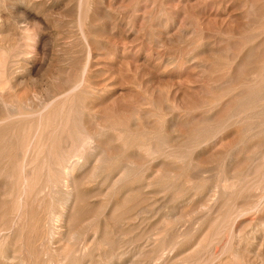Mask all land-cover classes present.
Segmentation results:
<instances>
[{"label": "rangeland", "instance_id": "1", "mask_svg": "<svg viewBox=\"0 0 264 264\" xmlns=\"http://www.w3.org/2000/svg\"><path fill=\"white\" fill-rule=\"evenodd\" d=\"M32 1L34 5L30 7L23 5V4H19V5L15 4V5H12V8H10L11 6L10 5L6 7L4 10L0 9V21H2L4 25V28L2 31V33L4 32L3 34H5L7 30H9L8 28H10V30L11 28L13 29L15 28L16 21L14 20H17V18H18L17 21L21 19H22L21 20L22 22L23 20L25 21L27 20V22H23V23L21 21L20 22L24 25H26L25 23L29 25L31 24L30 28H32L33 24H37L39 26L40 35L39 36L36 35L37 42L35 44L36 46L35 51L38 55V58L35 61H33L34 63V64L32 63L33 65L31 64L30 66L31 69L29 72L31 73V76L37 82L35 83L33 89L31 90L37 89V91H43L47 89V90L52 91V89H55V88L61 89L59 86L67 78H72L74 76L73 74H76L75 71H73L74 68L71 64L72 60L69 61L68 59L70 56H72L74 57L73 59L75 60L74 64L76 68H78L77 72L81 75L80 78H82L81 79L82 81L80 80L81 89H98L101 91L98 94L100 98L93 99L94 105L97 103V106L99 109L98 108L96 109L99 112L101 111L104 114H110V115L113 114L115 116V113L119 109L136 106L137 104L135 103H137L138 101L139 90L142 89L145 91V89H147L146 96L148 97V100L150 102L153 103L154 101V104H156V110L159 111L160 117L163 121L160 124L158 131L161 132L165 130L166 115L170 116L171 114V117L174 115L175 128L177 130L176 133L180 139L179 141L176 142V147H177V144L179 143L178 149H181L182 153L183 151H185L183 154L185 155V157L186 156L187 157L183 161H177V163L179 162L180 165L175 163L177 165L176 166L174 164L173 169L175 172L174 171L173 172L174 174H176V179L174 181V186H173L174 189L172 190L170 196L168 194V198L165 199L167 195L165 196L163 195V193L158 195V200L159 201L161 200V202L158 201L157 208L159 209L161 208V209L160 211L158 209L159 215H157V218L155 220H147L144 223H142L140 227H136V228L126 227L122 223V221H120L125 215V207H126L125 205L131 204L132 202H134L132 200L135 199L136 194H133L132 198L128 197L126 199L127 203L125 202V200L120 201L118 204V207L114 205L112 209L110 210L107 209L105 211V214H104V211L103 213L102 211L98 213L99 215H97V217L92 221V224L94 225V227L99 229L97 234L94 236L93 233L87 229L88 227L86 226L87 224L85 225L83 222V219L86 218V214L83 215L85 213L84 212L85 204L82 202L79 203V199H78L77 200L78 205L77 203L75 204V206L77 205L75 207L76 209L74 211H70V215L72 217L69 215V218H71L72 221L70 220L71 222L68 224V227L69 225L72 224L71 225L72 231L69 232V235L68 233L67 235H65L66 237H64V239L67 238L68 240L66 241L64 240L63 244H65L66 242L67 245L65 244L64 248L59 251L60 254L58 252L57 253L54 252L55 254L52 253L50 256L52 257V260L49 259V255L47 252L48 250L45 247V245L43 246V248L41 247L42 245H38L37 239L34 238L35 236L32 235V233H30L29 229L25 228L23 232L21 233L16 232L15 235L14 234L11 235L12 237L10 236L9 241L7 242L2 241L0 243V264H24V263L25 264H52V263L59 264L58 259H61L62 256L68 257V259L66 258L65 260L64 258H62L65 261L61 264H64V263L65 264H106V263L107 264H131V263H128L130 262V260L137 262V264H149V261L155 257V250L157 247L156 243L152 244L154 243L153 240L149 242V239H148L149 236H153L154 233L155 235L153 237H156L157 235L161 237L162 233H163L162 236L165 237V233H166L167 237H165V241H164L166 244H168V242H170V240H172L173 237L176 234L180 233L181 231H184V232L186 231L188 233L186 237L187 240H190L196 237V235L199 234L201 231L202 233H206L205 228L207 227V230L209 229L208 224H210V220L214 218L215 216V214L213 215L214 212L207 213V211H209L208 209H210L211 206H213L212 204H214V202H211V201H215L212 198L217 197V195L213 196V193L214 194L218 193L219 195V192H221V188L227 182V179H230V181H232V177L236 176V175H233L234 173L239 174V173H242L241 171L246 172L248 169H250V166H251V170L253 169L254 171V169L258 167V165H260L261 163V161L253 160L255 157L253 155L256 154V153L253 154V152H255L253 148L255 149L256 147V151L264 150V144H263L264 143V131H263L264 130V103L260 101L262 100L264 102V100L262 99L264 98V95H263L264 92H262L264 91V78H262L264 77V18H263L264 17V9H263L264 0H140V2H138L139 4L137 5H134L136 4V2L134 3L133 0H99V1L84 0V5L81 9L74 6V5L78 6L77 1L79 0L77 1L76 0L74 1L73 0H59L55 2L56 4L54 3V0H49L51 2H49L48 0L47 1L45 0L43 5H39V4H42L40 0L38 1L32 0ZM86 1L88 2L86 3ZM141 1L144 3H142ZM146 2H147V5H146ZM248 2H251V3H248ZM162 3L165 6H163ZM248 6H251V8H249ZM15 8L17 9L15 10ZM136 10H138L137 13L139 15H137ZM251 10H254L255 12L254 11L252 12ZM142 11L146 13L145 15L148 16L149 19L148 17L143 16ZM105 12L106 13L108 12V15L105 14ZM258 13H260L261 15L263 14L262 17ZM19 17L21 18L19 19ZM141 17H143V19ZM144 18L146 19L144 20ZM159 18H161L162 20ZM168 18H170L171 20H169ZM9 19L11 20L9 21ZM158 19L160 20L161 23L158 22ZM4 22L6 23L4 24ZM166 22L168 23V25H166L165 27L164 25L167 24ZM21 23L18 25H21ZM24 25H21V26H24ZM76 27H77V30H75ZM30 33H33V30ZM179 34L180 36L182 35L181 37H184L183 34H185V37L181 38L178 36ZM253 34L255 35L254 36L255 38L253 37ZM243 35H246V36L250 35V36L249 37L247 36L246 38ZM251 37H253L254 39ZM75 39L76 41H74ZM156 41L159 42V44ZM243 41L245 45L243 44ZM196 43L199 45H197ZM72 51H75V52L73 53ZM189 51L190 53H188ZM87 53L88 54L90 53L89 58H88ZM227 53L229 56H232L233 53H234L233 55L239 54L238 56L236 55L237 56L236 61L235 63H233L234 67H232L233 69L232 68L230 69V65L229 67L228 65H223V64H231L232 66L231 60L227 58L228 57ZM190 57L196 58V59H193L191 63L189 60ZM223 57H225L226 59ZM226 60H227V63H226ZM236 63L239 66H237ZM241 63L242 65H240ZM81 64H84V65H81ZM224 66H227V68ZM84 67L87 68L86 72H84ZM222 67L223 69H221ZM236 67L238 69H236ZM224 68L225 70L227 69L228 72L227 70L225 72ZM216 69L218 73H216L215 71ZM68 76H71V77H68ZM56 77L57 78L60 77V78L57 79ZM226 77H228L229 80L226 79ZM225 80L226 81L228 80L229 82L225 83ZM222 83L223 84L225 83L226 85H223ZM227 83L229 84L227 85ZM261 85L262 87H260ZM214 86L215 88H213ZM248 86H249V89H248ZM18 89L19 90H18L17 95H19L20 97L25 91V87L22 86V87H19ZM149 90L151 91L149 92ZM167 95H168V101H170L172 108H173L172 109L173 111L171 110L172 112H170L169 114L166 113L164 109V104L166 102L165 97ZM200 99H202V101ZM163 100H164V103H162ZM248 100L250 102H248ZM243 104L245 106H243ZM240 106H242L243 109H241L242 107ZM153 108L155 110V107ZM232 112L234 113L237 112L238 116L236 117L237 114L234 115V120L232 118L231 122H227L226 120L229 118L228 114L230 115V113ZM205 117H207V119ZM258 118H259V121H257ZM145 119L144 121H148L147 117ZM176 119H178L179 121ZM87 120H88L87 116H84L82 118V122L87 121ZM224 120L227 122L225 125H224V122H225ZM179 125L181 126V128ZM247 127L250 129H253L254 127L253 133L254 132L257 133L253 137L254 140L251 139V141L253 142L250 141V143L248 142V138H247L249 137L247 135V132H248L246 130L248 129ZM244 129L246 131H244ZM243 132H246V134ZM260 132H262V134ZM200 136L201 138L199 139ZM242 137L244 138V140ZM195 139L197 141L199 139L200 142L202 141V139L203 140L206 139V141L205 140L204 142L202 141L201 142L202 144L200 143L198 144L199 146L198 149H195V150L193 149L194 150L193 152L188 153L185 148L188 145L189 141L192 142V140L195 141ZM238 140L240 144L238 143ZM208 143L210 144L208 145ZM243 143L244 144L247 143L249 145L244 146ZM198 146L196 145V148ZM239 146L240 148L237 149ZM250 149L252 150L250 151ZM105 150H106L105 151L106 157L113 156L114 149L105 147ZM197 150L198 152H196ZM247 150H249V152ZM229 151H231V154ZM236 155L238 156L235 159L234 157ZM232 156L234 157L232 158ZM124 161H126V159ZM244 162L247 164H244ZM163 164L165 165L162 166ZM161 166H162L161 169L164 170L163 172H165L166 169L164 168H166L168 165L162 162ZM181 166L183 167V169ZM167 168H169V166ZM231 174H232V177H231ZM182 181L183 182L185 181V182L183 183ZM188 184L190 185V187ZM80 185L81 184L78 183L77 187ZM198 185L201 188L197 187ZM195 187L199 188L200 190H194ZM188 188H189V191L187 190ZM183 190L186 191V195L190 192L187 197L185 196V198L183 197V195H185V192ZM173 194H176V195H173ZM171 195L173 197L179 195V197H177L178 199H176V197L175 198L172 197L173 199H175L173 201V199H170ZM209 196H212L211 199ZM163 197H164L165 202L162 201ZM191 197L193 198L191 199ZM136 198H141V200L143 199V201L145 202V204H143L144 206L149 204L148 196L144 195V193L137 195ZM169 199L170 201L171 200L172 201L171 202L168 201L170 203L167 204V200ZM190 201L192 203H190ZM178 204H179L180 210L177 207L175 208L173 207L175 205L177 206ZM121 205L123 206L121 207ZM28 206L30 208L37 207L36 204H33V205L29 204ZM170 206L173 207V210L175 212L176 211H178L179 213L181 211L183 212L180 214L176 212V215H175V213L172 212L173 211L172 207ZM205 206L207 207V210ZM170 208L172 211L170 210ZM81 211L83 214L80 213ZM162 212L164 215H161ZM91 214H95V213L91 212ZM165 214H168L169 216ZM171 214H173V216L179 215V217L182 215V217L178 218V221H176L175 223L172 221L168 222V217L172 216ZM163 216L164 217L167 216L165 217V219L167 218L165 221H167L166 223L168 225L170 223V226H166L167 224L165 223ZM258 217H259L258 214L250 213L249 215H247L245 220L243 219L242 221V219H240L239 223H241V225L245 223L242 226L244 227V229L245 228L248 229L249 227L247 226H249L248 225L250 223L249 221H251V223H257L259 219ZM25 218L27 217H22L20 218V220L18 219V222L21 223L22 221L25 220ZM170 218H173V217H170ZM81 219L82 221L80 223ZM158 219L160 221L162 220V222L160 223ZM238 224L237 226L235 225L236 227L234 229L239 227ZM98 225L100 226V228L98 227ZM162 226L166 227L165 230L163 231L161 229L163 228ZM195 228L198 230L196 231ZM132 229L134 230V233ZM135 229H139L138 232L137 230L135 231ZM104 230L106 231L103 232ZM141 230H143V232ZM151 230L153 233H151ZM121 231H124V232H121ZM130 231H132L131 233L133 235L130 233ZM73 232L76 235L75 234L73 235L72 234ZM227 232L229 234L230 228L228 229ZM125 233L126 234L129 233V235L128 234L126 235ZM202 233H200V235H203ZM121 234H123L125 238ZM228 234L219 236V239L217 238L215 240L217 242L214 241L212 245L208 246V242H207V244H205V246L206 245L207 246L200 247L201 250L198 249V252H196L197 250L192 252V249L188 248L187 246L186 247L180 246L176 248L177 249L176 253L178 257L181 258L182 260L180 259L179 262H176L174 264H188L192 260L198 259L199 257L208 256L211 251L214 252L216 250L220 252L222 244L224 243L222 241L225 238L226 239L229 238ZM163 237H161V239H164ZM199 237L200 239L202 238V236H199ZM92 239L94 240L93 242L90 241ZM98 239L101 241L99 242ZM102 239L104 240V243H102L103 242ZM76 241L78 245L74 246ZM146 241H148L147 242L148 244L146 243ZM159 242H163V241L160 240ZM68 243H71V244H68ZM143 243H145V246H143L144 249H140L142 248L140 246ZM79 244H82L80 245L81 248H78L80 247ZM84 244L85 246L89 247L90 252L88 250L86 253L84 252L86 251L85 250L86 247H84ZM71 245H73V247ZM70 249H71V252H69ZM189 249L191 252H189ZM66 250L67 252H65ZM76 250L78 251L77 255L75 253L77 252ZM169 250L170 249H167L166 251L170 253L171 251ZM65 253H68V254H65ZM113 254H118L119 258H115V260L112 261L111 256ZM11 255L13 257L12 259L10 258ZM69 256L72 258H70ZM133 256H136L135 257L136 259ZM187 257H188V260H187ZM6 258H8V260L10 258V260L8 261ZM251 260H253V258L249 259L247 264H254ZM71 261L72 263H70Z\"/></svg>", "mask_w": 264, "mask_h": 264}, {"label": "bare ground", "instance_id": "2", "mask_svg": "<svg viewBox=\"0 0 264 264\" xmlns=\"http://www.w3.org/2000/svg\"><path fill=\"white\" fill-rule=\"evenodd\" d=\"M57 1H59V0H54V3ZM94 1H96V0H94ZM97 1H99V0H97ZM40 2L42 4H39V5H43L45 0H40ZM49 2H51V1H49ZM49 2H47V3H49ZM77 2H78V6L77 5H74V6L81 9L84 5V0H79ZM87 2L88 1H86V3ZM133 2L134 3L136 2V4H134V5H137V4H139L138 2H140V0L139 1L133 0ZM142 3H144V2H142ZM248 3H251V2H248ZM15 4H18V5L23 4V5H26L28 7L34 5L32 0H0V9L4 10L6 7H8L10 5H11L10 8H12V5H15ZM146 5H147V2H146ZM85 6H86V4H85ZM163 6H165V5L163 4ZM136 7H134V8H136ZM248 7L251 8V6H248ZM41 8H39V9H41ZM140 8H142V7H140ZM16 9L17 8H15V10ZM120 9H122V8H120ZM255 10H257V9H255ZM9 11H10V9H9ZM137 11L138 10H136V13H137ZM251 11L253 12L254 10H251ZM4 12H6V11H4ZM90 12H91V10H90ZM257 12H256V14H257ZM94 13H96V12H94ZM142 13H143V16L145 17L146 13H144L143 11H142ZM105 14L108 15V12L107 13L105 12ZM148 14H149V12H148ZM258 14H260V13H258ZM137 15H139V14L137 13ZM262 15H261V17H262ZM158 16H159V14H158ZM146 17H148V16H146ZM20 18L21 17H19V19ZM59 18H61V17H59ZM141 18L143 19V17H141ZM145 19L146 18H144V20ZM148 19H149V17H148ZM159 19H161V18H159ZM159 19H158V22H160ZM168 19L171 20L170 18H168ZM10 20L11 19H9V21ZM17 20H18V18H17ZM17 20H14V21H16L15 22V25H16L15 28L14 29L11 28V30H13V31H11L10 28H8L9 30H7V32H6L7 34L5 33L6 35L3 34L4 32L2 33L4 25H3L2 21H0V243L2 241H6V242L9 241L11 235H13V234L15 235L16 232L21 233L26 228V229H29V231H30V233H32V235L35 236L34 238L37 239L38 245H42L41 246L42 248L45 245V247L48 250L47 252L49 255V259L52 260V257H50L51 254L54 252H56V253L58 252L60 254L59 251L64 248L65 244L67 245L66 242H65V244H63V242H64V240L65 241L68 240L67 238L64 239V237H66L65 235H67V233L69 235V232L72 231L71 230L72 224L69 225V227H68V224L72 221L71 218H69V215H70V211H74L76 209L75 207L78 205V202H77L78 199H79V203L82 202L85 204V207H84L85 213L84 214L82 213L83 210L80 212L83 215L86 214V218L85 219L82 218L83 222L85 225L87 224L86 225V226H88L87 229L90 230V232H92L94 236L97 234L99 229L94 227V225L92 224V221L97 217V215H99L98 213L100 211H102V213H103V211H104V214H105V211L107 209H109V210L112 209V207L114 205L116 207H118V204L120 201L125 200V202L127 203L126 199L128 197L132 198L133 194H136V197H137V195L144 193V195L148 196V199H149L148 203L149 204L144 206L143 204H145V202L143 201V199L141 200L142 197L141 198L135 197V199L132 200L134 202H132L131 204L125 205L126 206L125 207V215L123 216V218L120 221H122V223L126 227L136 228V227H140L142 225V223H144L147 220H155L157 218V215H159L158 212L161 209V208L160 209L157 208L158 201H159L158 195L162 194V193L165 196L167 195V197L165 199L168 198V194L170 196L172 190L174 189L173 186H174V181L176 179V174H174L175 171L173 169L174 164L176 163V164L180 165V163L179 162L177 163V161H183L187 157V156L185 157V155L183 154L185 151H183V153H182L181 149H178L179 143L177 144V147H176V142L179 141L180 139L176 133L177 130L175 128V120H174L175 117H174V115L172 117H171V114H170V116L166 115V117H165L166 128L164 131L160 130L161 132H159L158 130H159L160 124L163 121L160 117L159 111L156 110V104H154V101L152 103L148 100V97L146 96V90L147 89H145V91L142 89L139 90L138 101H137V103H135V104H137L136 106H132L129 108H124V109H119L115 113V116L112 113H111L112 115H110V114H104L101 111L99 112L96 109V108H98L97 103L94 105L93 99H95V98L99 99L100 96L98 94L101 91L98 89H81L80 80L82 78H80L81 75L77 72L78 68H76V66L74 64L75 60L73 59L74 57H72V56H70L68 59H69V61L72 60L71 64L74 68L73 71H75L76 74H73L74 76L72 78H67L59 86L61 89L55 88V89H52V91L47 90L46 88H45L46 90H43V91H37V89H34L36 91L31 90V89H33L35 83L37 82L31 76V73H29V72L31 69L30 68L31 64L33 63V61H35L38 58V55L35 51V49H36L35 44L37 42L36 35L39 36L40 31H39V26L37 24H33L32 28H30L31 24L29 25V24L25 23L27 26L22 24L23 22H27V20L26 21L23 20V22L21 21L22 19L19 21H17ZM100 20H101V18H100ZM58 21H60V20H58ZM142 22H143V20H142ZM5 23L6 22H4V24ZM20 23H21V25H24V26L18 25ZM162 23H163V21H162ZM166 25H168V23L165 24L164 26L166 27ZM5 29H7V28H5ZM158 29H156V30H158ZM193 29H195V28H193ZM30 30L31 31L33 30V33H30L31 32ZM75 30H77V27ZM189 30H187V31H189ZM259 33H260V31H259ZM183 35L185 37V34H183ZM250 35H251V33H250ZM250 35H247V36L249 37ZM178 36L181 37L182 35L180 36V34H179ZM243 36H245L247 38L246 35H243ZM254 36L255 35L253 34V37ZM184 37H181V38H184ZM253 37H251V38H253ZM74 41H76V39ZM200 41H202V40H200ZM239 41H240V39H239ZM157 43L159 44V42H157ZM198 43H199V41H198ZM160 44H161V42H160ZM243 44L245 45L244 41H243ZM197 45H199V44H197ZM89 47H91V46H89ZM235 48H236V46H235ZM68 51H70V50H68ZM72 52L74 53L75 51H72ZM188 53H190V51ZM233 54H232V56H229L227 53V55H228L227 58L231 60L232 66H231V64H223V65H228V67L230 65V69L232 67H234L233 63H235L236 57L239 55V54L238 55L237 54L233 55ZM230 55H231V53H230ZM89 56H90V53L88 54V58H89ZM233 56H235V57H233ZM223 58H225V57H223ZM193 59H196V58H191V57L189 58L191 63H192ZM237 60H238V58H237ZM229 61H228V63H229ZM226 63H227V60H226ZM244 64H245V62H244ZM61 65H62V63H61ZM81 65H84V64H81ZM240 65H242V63ZM199 66H200V64H199ZM237 66H239V65L237 64ZM86 67H84V72H86V69H87ZM224 67L227 68V66H224ZM200 68H201V66H200ZM221 69H223V67ZM236 69H238V68L236 67ZM224 70H225V68H224ZM226 70H225V72H226ZM215 71H216V73H218L217 69ZM227 72H228V70H227ZM221 74H222V72H221ZM235 75H236V73H235ZM240 76H241V74H240ZM68 77H71V76H68ZM228 77H226V79H228ZM58 78H60V77H58ZM262 78H264V77H262ZM219 79H221V78H219ZM228 80L227 81L225 80V83L229 82ZM239 81H240V79H239ZM225 83L224 84L222 83V84L226 85ZM228 84L229 83H227V85ZM219 85H221V84H219ZM235 85H237V84H235ZM22 86L25 87V91L19 97V95H17L18 90H19L18 88L22 87ZM260 87H262V85ZM213 88H215V86ZM245 88H247V87H245ZM248 89H249V86H248ZM202 90H203V88H202ZM260 90H262V89H260ZM150 91L151 90H149V92ZM262 92H264V91H262ZM17 97L20 99H18ZM252 97H251V99H252ZM198 98H200V97H198ZM262 99L264 100V98H262ZM165 100H166V102L164 104V109H165L166 113L169 114L170 112L173 111L172 110L173 108H172L170 101H168V95L165 97ZM200 100L202 101V99H200ZM260 101L262 103H264L262 100H260ZM227 102H228V100H227ZM248 102H250V101L248 100ZM254 102H256V101H254ZM162 103H164V100ZM251 104H253V103H251ZM243 106H245V105L243 104ZM153 107H155V110ZM240 107H242V106H240ZM241 109H243V107ZM202 110H203V108H202ZM108 112H109V110H108ZM240 114H242V113H240ZM251 114H253V113H251ZM234 115H236V117H237L238 113L232 112V113H230V115L228 114L229 118L227 117L228 119L226 121L231 122L232 118L234 120ZM84 116H87L88 120L82 122V118ZM187 116H188V114H187ZM146 117H147L148 121H144V119ZM205 118L207 119V117H205ZM243 118H244V116H243ZM176 120H178V119H176ZM226 121L224 122V125L227 123ZM257 121H259V118ZM258 125H256V126H258ZM180 128H181V126H180ZM245 129H244V131H246V130L248 131L247 135L249 137H247V138H248V142L250 143L251 139H253V137L257 133L256 132L253 133L254 127H253V129H250V128H248L246 130ZM250 130H252V131H250ZM262 132H260V133L262 134ZM243 133L246 134V132H243ZM186 138H185V140H186ZM200 138H201V136L199 137V139ZM181 139H182V137H181ZM199 139H198V141L195 139V141L192 140V142L191 141H189L190 143L188 142V145L185 148L188 153L193 152L195 149H198L199 148L198 144L199 143L202 144L201 142L202 141L204 142V140L206 141V139H204V140L202 139V141L200 142ZM243 140H244V138H243ZM251 142H253V141H251ZM238 143H239V140H238ZM209 144L210 143H208V145ZM196 145L198 146L197 148H196ZM246 145H249V144H247V143L244 144V146H246ZM236 146H238V145H236ZM105 147L114 149L113 150L114 151L113 156L106 157ZM239 148H240V146L237 149H239ZM214 150H216V149H214ZM251 150L252 149H250V151ZM253 150H255V152H253V154L256 153L255 155H253L251 153L253 156H255L253 160L261 161L260 165H258V167H256L254 169V171H253V169L251 170V166H250V169H248L246 172L241 171L242 173H239L240 172L239 171L238 172L239 174L234 173L233 175H236V176H233V177L231 174L232 181H230V179H227V182L222 186L221 192H219V195H218V193L217 194L213 193V196L217 195V197L212 198L215 201H211V202H214V204H212L213 206H211V208L208 209L209 211H207V213H213L214 212L213 215L215 214V216H214V218H212L210 220V224H208L209 229L207 230V227L205 228L206 233H202V231L200 230L201 231L200 233H202L203 235H200V233H199L196 235V237H194L190 240H187L186 237H187L188 233L186 231L185 232L181 231L180 233H178L176 235L173 234L175 236L173 237V235H172L173 239L170 240V242H168V244H166L164 242L165 237H167L166 233H165V237L162 236L163 233L161 235V237H163L164 239H161V237L158 235L156 237H153L155 235V233L153 236H149L150 235L149 234L148 235L149 236V238H148L149 242L153 240L154 243H152V244H155V243L157 244V247L155 250V257L149 261V264H174L176 262H179V260L181 258L178 257V255L176 253V251H177L176 248H178L180 246H182V247L187 246L188 248L192 249V252L195 250H197L196 252H198V249L201 250L200 247L205 246V244H207V242H208V246L212 245V243H214V241L217 238L219 239V236H223L224 234L225 235L228 234L227 231L229 228H230L231 233L229 232V234H228L229 238L228 239H226L224 237L226 240L223 239L222 242H224V243L222 244L220 252L216 251V250L214 252L209 251L210 253L208 256L199 257L198 259L192 260L188 264H247V262L251 258H253V260H251V261L254 264H264V187H262V186H264V184H263L264 183V150H262V151L257 150L258 151L257 152L256 147H255V149L253 148ZM200 151H201V149H200ZM247 151L249 152V150H247ZM196 152H198V150ZM229 152L231 154V151H229ZM238 153H240V152H238ZM238 155H236L235 157L232 156V158L234 157L236 159V157ZM125 159H126V161H124ZM253 160H251V161H253ZM161 161L163 163H166V165L169 166V168H167L168 166L166 168H164V169H166L165 172H163L164 170L161 169L162 166L165 165V164H163L161 166V164H162ZM253 163H255V162H253ZM192 164H193V162H192ZM244 164H247V163L244 162ZM252 166H253V164H252ZM177 168H176V170H177ZM182 169H183V167H182ZM167 170H168V172H167ZM181 172H182V170H181ZM190 182H192V181H190ZM78 183H80L81 185L77 187ZM203 186H205V185H203ZM189 187H190V185H189ZM197 187L201 188L199 185ZM197 187H195V189L194 188L193 189L194 190H200ZM177 189H178V187H177ZM187 190L189 191V188ZM184 192H185V195H183V194L182 195L185 198V196L187 197L190 192L187 195H186V191H184ZM215 192H217V191H215ZM197 193H199V192H197ZM173 195H176V194H173ZM190 195H192V194H190ZM208 195H210V194H208ZM195 196H197V195H195ZM164 197L162 199L163 202H165ZM172 197L173 196L171 195L170 199H173L175 197H176V199H178L177 197H179V195L175 196L173 198ZM180 197H181V195H180ZM209 197L211 199L212 196H209ZM188 198H186V199H188ZM192 198L193 197H191V199ZM204 198H206V197H204ZM170 199L167 200V204L172 201V200L170 201ZM174 200L175 199H173V201ZM240 200H242V201H240ZM168 201H170V202H168ZM181 201H183V200H181ZM159 202H161V200ZM76 203H77V205L75 206ZM190 203H192V202L190 201ZM29 204H32V205L36 204L37 207L30 208L28 206ZM182 204H184V203H182ZM122 206L123 205H121V207ZM170 207H172V206H170ZM173 207L179 208V204L177 206L175 205ZM173 207H172V210H173ZM199 207H201V206H199ZM207 207H208V205H207ZM207 207L205 206L206 210H207ZM117 209H119V208H117ZM158 209H159V211H158ZM165 209H167V208H165ZM170 210H171V208H170ZM179 210H180V208H179ZM165 211H167V210H165ZM193 211H194V209H193ZM88 212H90V213H88ZM91 212H93L95 214H91ZM172 212H174L176 215V212H178V211L175 212L173 210ZM182 212L183 211H181L180 213H182ZM186 212H187V210H186ZM72 213H74V212H72ZM250 213L258 214V216H259L258 217L259 219L257 218L258 222L257 223H251V221H249L251 223V224L249 223L248 224L249 226H247L249 228L244 229V227L242 225H244L245 223L241 225V223H239V220L240 219H242V221H243V219L245 220L247 215H249ZM168 214H165V215H168ZM161 215H164L163 212ZM171 215L172 216H170V217H173V218L168 217V222L172 221L175 223L176 221H178V218L182 217V215L180 217H179V215L178 216H173V214H171ZM22 217H27V218H25L24 221L19 223L18 219L20 220V218H22ZM81 217H82V215H81ZM165 217H167V216H165ZM165 217H164V221L167 219V218L165 219ZM82 219L80 220V223H81ZM164 221H163V223H164ZM161 222H162V220L160 221V223ZM166 222L167 221H165V223ZM245 222H247V221H245ZM91 224H92V226H91ZM237 224L239 225V227L234 229L237 226ZM166 226H170V223H169V225L167 224ZM98 227L100 228L99 225H98ZM165 228L166 227L161 228L162 231L165 230ZM171 228H173V227H171ZM136 230L138 232L139 229H135V231ZM152 230H151V233H153ZM197 230L198 229H196V231ZM105 231L106 230H104L103 232H105ZM132 231L134 233L133 229H132ZM132 231H130V233ZM141 231L143 232V230H141ZM121 232H124V231H121ZM72 234L74 235L75 233L73 232ZM127 234L129 235V233H127ZM73 235H72V237H73ZM121 235H123V234H121ZM199 236H202V238L200 239ZM124 238H125V236H124ZM85 239H86V237H85ZM25 240H26V238H25ZM145 240H147V239H145ZM160 240H162L163 242H159ZM83 241H84V239H83ZM90 241L93 242L94 240L92 239ZM100 241L101 240H99V242ZM147 242L148 241H146V243ZM215 242H217V241H215ZM102 243H104V240ZM68 244H71V243H68ZM143 244L140 246V247H142L140 249H144L143 246H145V243H143ZM76 245H78L77 241H76L74 246H76ZM80 245H82V244H79V246ZM71 246L73 247V245H71ZM67 247H69V246H67ZM84 247H86V249H85L86 251H84L85 253L87 252V250L89 251L88 246H85V244H84ZM95 247H96V245H95ZM78 248H81V246ZM83 249H82V251H83ZM167 249H170L169 251H171V252L169 253L168 251H166ZM79 250H81V249H79ZM65 252H67V250ZM69 252H71V249ZM189 252H191L190 249H189ZM217 252H219V253H217ZM75 253L77 255L78 251ZM65 254H68V253H65ZM137 254H139V253H137ZM35 255H36V253H35ZM137 256H139V255H137ZM133 257L135 258L136 256H133ZM10 258L11 259L13 258L12 255ZM10 258H9V260H10ZM18 258H19V256H18ZM62 258H64L65 260H66V258L68 259V257H63V256L61 257V259ZM70 258H72V257H70ZM115 258H119V255L113 254L111 256L112 261L115 260ZM6 259L8 260V258H6ZM61 259H58L59 264H61L65 261L64 259H62V261H61ZM190 259H191V257H190ZM51 260H49V261H51ZM187 260H188V257H187ZM70 263H72V261ZM128 263L137 264V262H134L132 260H130V262H128Z\"/></svg>", "mask_w": 264, "mask_h": 264}]
</instances>
